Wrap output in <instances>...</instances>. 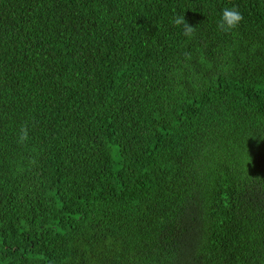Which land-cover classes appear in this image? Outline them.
<instances>
[{
    "label": "trees",
    "instance_id": "1",
    "mask_svg": "<svg viewBox=\"0 0 264 264\" xmlns=\"http://www.w3.org/2000/svg\"><path fill=\"white\" fill-rule=\"evenodd\" d=\"M0 264H264V0H0Z\"/></svg>",
    "mask_w": 264,
    "mask_h": 264
},
{
    "label": "clouds",
    "instance_id": "2",
    "mask_svg": "<svg viewBox=\"0 0 264 264\" xmlns=\"http://www.w3.org/2000/svg\"><path fill=\"white\" fill-rule=\"evenodd\" d=\"M243 20L242 13L235 7L225 8L221 13L220 20L218 21L217 27L219 30L229 32L236 29L240 22ZM173 24L176 26L183 27V35L191 38L195 32V28L190 26L184 16L173 17ZM28 138L26 128L21 129L20 142H23Z\"/></svg>",
    "mask_w": 264,
    "mask_h": 264
}]
</instances>
